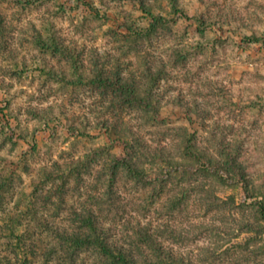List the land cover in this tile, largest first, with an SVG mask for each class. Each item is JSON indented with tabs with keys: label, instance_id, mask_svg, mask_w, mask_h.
<instances>
[{
	"label": "clouds",
	"instance_id": "obj_1",
	"mask_svg": "<svg viewBox=\"0 0 264 264\" xmlns=\"http://www.w3.org/2000/svg\"><path fill=\"white\" fill-rule=\"evenodd\" d=\"M264 0H0V264H264Z\"/></svg>",
	"mask_w": 264,
	"mask_h": 264
},
{
	"label": "trees",
	"instance_id": "obj_2",
	"mask_svg": "<svg viewBox=\"0 0 264 264\" xmlns=\"http://www.w3.org/2000/svg\"><path fill=\"white\" fill-rule=\"evenodd\" d=\"M260 211H261V214L264 215V206L263 205L261 206Z\"/></svg>",
	"mask_w": 264,
	"mask_h": 264
},
{
	"label": "rangeland",
	"instance_id": "obj_3",
	"mask_svg": "<svg viewBox=\"0 0 264 264\" xmlns=\"http://www.w3.org/2000/svg\"><path fill=\"white\" fill-rule=\"evenodd\" d=\"M264 206V205H263Z\"/></svg>",
	"mask_w": 264,
	"mask_h": 264
}]
</instances>
